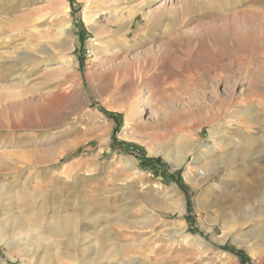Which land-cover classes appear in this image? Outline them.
<instances>
[{
	"label": "rangeland",
	"instance_id": "1",
	"mask_svg": "<svg viewBox=\"0 0 264 264\" xmlns=\"http://www.w3.org/2000/svg\"><path fill=\"white\" fill-rule=\"evenodd\" d=\"M0 190L79 264H264V0H0Z\"/></svg>",
	"mask_w": 264,
	"mask_h": 264
},
{
	"label": "bare ground",
	"instance_id": "2",
	"mask_svg": "<svg viewBox=\"0 0 264 264\" xmlns=\"http://www.w3.org/2000/svg\"><path fill=\"white\" fill-rule=\"evenodd\" d=\"M131 19H132V17L129 18V22H127V24H125V21L120 22L118 25V28L119 29H123V28L127 29L128 25H130L132 23ZM29 40L30 39H28L27 41H29ZM40 53H41V51H40ZM57 57H58L57 60L59 62L63 63L66 66H70L71 62H70L69 58L63 56L62 53L57 54ZM1 188H3V187H1ZM10 191H12V190H10ZM23 192L21 190L20 191L18 190L17 192H8V196L7 195L4 196V194H2V192L0 190V243L3 241L6 243V245H10V246L14 243H18L21 247V250H22L21 256H23V257H26V256H28L29 253H31L33 251L36 252V250H39L41 248L40 250H41V252H43V256L41 254L40 255H41V257H44V256L47 257V261L53 259V262H55L54 258L56 256L58 257V255H63V258H66L68 260H70V259L72 260L71 264H79V262H76L74 260V257L72 256V254H69L66 251H65L66 252L65 254L64 253L62 254L60 252L59 248H61V243H60L59 239L63 236L64 237L66 236V237H68L69 241L70 240L72 241V245L76 246L79 235L81 233H84V231H87L88 229H91L94 232H99V231L103 230V229H101L102 227H100V223H97V221L94 220L93 222H90V223L86 222V223L80 225L77 221L79 218V212H74V213L70 212L69 214H63L59 210L57 212L53 211L50 216L49 215L47 216L48 220L52 219V218L55 219L54 222L52 221V224H46L45 225V222L43 221L44 219L41 216H39V220H41V219L42 220L36 221L35 224H29V222L22 220V219L19 220L15 217L8 219V215L9 216L13 215V214L9 213L11 207H9L8 205L10 204L11 206H13V204H16L20 200L25 201L27 195H25ZM12 194H14L16 196L13 198ZM2 196H4V197H2ZM64 206H66V204ZM85 214H84L85 217L88 216L89 218H91V216H92V214L91 215H88L87 213H85ZM240 220L245 221L246 218L244 216H241V215H240V217H237L236 215H232L228 219L220 220L221 228H222V234H221L220 238H214V239L216 241L223 240L224 237H226L230 232H232L233 227L235 225H237L238 222H240ZM38 222H39V224H38ZM55 222L56 223L60 222L61 226L57 225ZM42 225L44 226L43 228L41 227ZM227 225H230V227H228ZM6 227L9 230L13 231V233H14L13 237L11 236L12 237L11 239H5L6 238L5 235L7 232V230H5V229H7ZM9 230H8V233H9ZM15 231H17V232L15 233ZM104 231H108V230L106 228H104V230L102 232H104ZM10 233H12V232H10ZM8 235H10V234H8ZM242 236L238 240L241 241V239L243 238ZM110 238H111V235L109 237L107 234L104 237H101L99 240L101 243H105L106 240L109 241ZM190 238H193V237H190ZM111 239L113 240L114 238H111ZM195 239H197V238H195ZM194 242H195V240H194ZM198 242L206 243L202 240H198ZM102 245H104V244H102ZM101 250H102V248H101ZM148 250H149V251H147L148 254L145 255L146 257L150 256V254H153L155 248L153 246H151V247H149ZM48 258H50V259H48ZM130 260H132V259H130ZM27 263L30 264L29 261ZM229 264H232V263H229Z\"/></svg>",
	"mask_w": 264,
	"mask_h": 264
},
{
	"label": "trees",
	"instance_id": "3",
	"mask_svg": "<svg viewBox=\"0 0 264 264\" xmlns=\"http://www.w3.org/2000/svg\"><path fill=\"white\" fill-rule=\"evenodd\" d=\"M117 130V129H116ZM116 145L118 146H122L124 148H122L123 151L127 152L128 151V148L125 147V145H122L121 143L123 142H115ZM125 144V143H123ZM129 146V145H128ZM146 163H144L142 166L145 167L146 169H150V168H153L155 165H157V161L156 160H150V159H146L145 160ZM168 180H170L172 178V175L171 176H167ZM229 251H231L230 249H228Z\"/></svg>",
	"mask_w": 264,
	"mask_h": 264
}]
</instances>
